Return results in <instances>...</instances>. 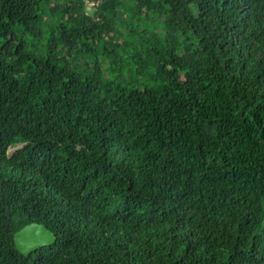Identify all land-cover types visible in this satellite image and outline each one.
Instances as JSON below:
<instances>
[{
    "label": "trees",
    "instance_id": "1",
    "mask_svg": "<svg viewBox=\"0 0 264 264\" xmlns=\"http://www.w3.org/2000/svg\"><path fill=\"white\" fill-rule=\"evenodd\" d=\"M0 264H264V0H0Z\"/></svg>",
    "mask_w": 264,
    "mask_h": 264
},
{
    "label": "water",
    "instance_id": "2",
    "mask_svg": "<svg viewBox=\"0 0 264 264\" xmlns=\"http://www.w3.org/2000/svg\"><path fill=\"white\" fill-rule=\"evenodd\" d=\"M14 241L18 250L29 255L41 247L55 243L57 235L45 223L32 222L14 234Z\"/></svg>",
    "mask_w": 264,
    "mask_h": 264
},
{
    "label": "rangeland",
    "instance_id": "3",
    "mask_svg": "<svg viewBox=\"0 0 264 264\" xmlns=\"http://www.w3.org/2000/svg\"><path fill=\"white\" fill-rule=\"evenodd\" d=\"M93 0H85L86 3V12L91 13L93 10L97 9V0H95V3L93 6L90 5V2H92ZM97 20V18H96ZM98 22V21H97Z\"/></svg>",
    "mask_w": 264,
    "mask_h": 264
},
{
    "label": "clouds",
    "instance_id": "4",
    "mask_svg": "<svg viewBox=\"0 0 264 264\" xmlns=\"http://www.w3.org/2000/svg\"><path fill=\"white\" fill-rule=\"evenodd\" d=\"M98 2H99V0H98ZM94 3H95V0H93L92 2H90V5L93 6ZM95 4H96V3H95Z\"/></svg>",
    "mask_w": 264,
    "mask_h": 264
}]
</instances>
